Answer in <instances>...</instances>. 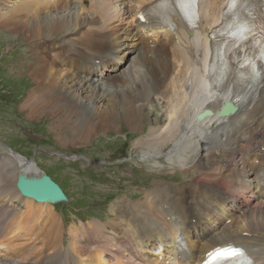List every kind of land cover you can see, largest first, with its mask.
<instances>
[{"label": "bare ground", "instance_id": "1", "mask_svg": "<svg viewBox=\"0 0 264 264\" xmlns=\"http://www.w3.org/2000/svg\"><path fill=\"white\" fill-rule=\"evenodd\" d=\"M154 3L0 0V26L11 33L21 31L31 50L39 41L40 57L32 56L37 89L24 102L25 110L33 118L50 110L53 118L62 116L58 128L73 123V139L82 143L98 133L100 124L107 130L124 121L132 133L142 132L146 109L159 99L160 121L149 125L148 138L137 142L147 147L143 158L174 144L180 164L191 158L202 168V150L212 171L201 173V182L193 187L160 183L157 189L168 186L164 208L132 205L136 198L121 205L124 200H118L111 213L119 222L111 221L114 216L110 223L86 217L98 222L70 227L68 241L63 222L49 211L54 206H36L16 188L20 176L40 178L46 172L36 161L22 159L19 151L16 158L5 156L0 170V264H200L215 246L228 244L243 247L253 264H264V76L253 78V69H242L246 57L262 58L264 51L254 43L251 50L235 47L226 57L221 45L212 42L213 34L237 31L247 19L242 10L232 18L229 0H198L195 12L189 7L193 26L174 18L172 31L151 29L138 21L140 11ZM162 13L168 15L167 10ZM74 27L80 29L73 31ZM124 30L135 44L115 46L112 37ZM47 31H73V37L61 38L60 46L51 43L55 49L49 50ZM133 52L135 57L123 69ZM253 68L261 73L258 65ZM227 74L238 83L225 80ZM226 101L237 103L238 112L219 118ZM207 109L212 116L197 121ZM117 226L126 235L120 242ZM179 238L186 248H180ZM94 239L98 244H92Z\"/></svg>", "mask_w": 264, "mask_h": 264}, {"label": "rangeland", "instance_id": "2", "mask_svg": "<svg viewBox=\"0 0 264 264\" xmlns=\"http://www.w3.org/2000/svg\"><path fill=\"white\" fill-rule=\"evenodd\" d=\"M75 28L80 29V27H74L73 31H76ZM6 29L0 26V142L3 143H0V170L5 166L3 165L6 161L4 157L16 158V152L19 151L17 154L22 156V159L36 161L38 168L46 172V175L62 188L69 202L52 205L56 210L54 211L53 207L49 208V211L54 212L63 222L68 241L70 240L69 230L74 225L98 222L97 219L86 217L101 218L100 221L107 223L114 216L111 221L119 222L116 215L111 213V211L114 212L112 204H116L118 200H124L119 204L121 205L129 203L127 199L136 198L131 199L132 205L140 204L141 207H148L149 210L154 207L164 208L163 194L168 186L162 185L157 189L160 183L193 187L201 182L203 178L201 173L212 171L213 167L208 163L207 152L202 150L199 151V154L202 152L200 156L203 157L202 168L195 167L191 158L183 164L187 166L182 167L183 165L178 162L179 156L174 144L166 147L162 154L153 153L152 156L143 158V151L147 147H139L137 142L141 138L142 141L145 140V135L148 138L150 126H155L160 121L156 118L160 116L159 112L163 109L159 99L153 100L152 105L146 109V120L141 126L142 132L132 133L124 121H117L114 129L107 130H104L103 125L100 124L98 133L90 140H83L85 142L82 143L73 139L74 136L71 134L73 123L64 130L58 128L62 116L53 118L51 110L41 111L40 116L34 118L29 116L24 102L30 93L37 89L38 82L33 76L36 72L33 68L36 66L34 64L36 58L32 56H37L39 41L35 43L36 49L31 50L27 47L28 38L19 34L21 31L11 33ZM73 31H68L69 33L59 31L56 34L50 31L45 32L44 39L48 40L46 46L49 50L53 47L51 43L60 46L61 38L66 36V39H71ZM30 37H33V34ZM130 38L126 30L112 37L114 44L116 43L115 46L135 44ZM135 55L136 53L133 52L126 57L128 61L123 62V69L129 65ZM64 65L70 66L68 63ZM119 72L112 71V75ZM121 75L123 74L120 73ZM119 110L122 111V108ZM42 112L48 113V116H44ZM171 158L175 161L172 164L169 162ZM13 166L17 167V165ZM103 179H110V181L105 182ZM110 194L112 203H110ZM16 204L19 208L24 206L21 201ZM34 204L38 205L35 202ZM90 208L94 211H89ZM79 212L83 215H77ZM71 219H73L71 224L65 225L66 220ZM117 227L118 242H120L126 235H123L121 226ZM92 244H98L97 240L94 239Z\"/></svg>", "mask_w": 264, "mask_h": 264}, {"label": "snow or ice", "instance_id": "3", "mask_svg": "<svg viewBox=\"0 0 264 264\" xmlns=\"http://www.w3.org/2000/svg\"><path fill=\"white\" fill-rule=\"evenodd\" d=\"M197 0H155V3L150 6L149 9H146L145 12L148 15H155L156 13L153 10H167L168 12V23H171V16L177 15L181 19H185V7H191L195 5ZM251 0H229V5L231 8H235L239 6L240 4L247 5L250 3ZM262 4H264V0H260ZM227 11V10H226ZM144 17H141L143 19ZM151 21H149L150 23ZM238 34L241 36H246L248 33V29L245 25H237ZM262 35H264V27L261 29ZM262 56H264V53H262ZM247 60V57H246ZM251 67V65H249ZM253 78H259L260 76H264V72L257 73L256 71L252 72ZM210 255H214L217 258V261H219V264H232L233 261H239L241 257H244L247 261V264H253V262L246 257V254L242 249L235 248L232 246H229L227 248H222L214 253H211Z\"/></svg>", "mask_w": 264, "mask_h": 264}, {"label": "water", "instance_id": "4", "mask_svg": "<svg viewBox=\"0 0 264 264\" xmlns=\"http://www.w3.org/2000/svg\"><path fill=\"white\" fill-rule=\"evenodd\" d=\"M237 111V106L226 102L219 113V117L232 116ZM205 115V113L199 115L198 120H202ZM208 115H212V112H209ZM16 188L23 197L33 199L38 203L56 204L62 201L64 203L68 202L61 188L46 174L40 178H27L22 175L18 178Z\"/></svg>", "mask_w": 264, "mask_h": 264}]
</instances>
